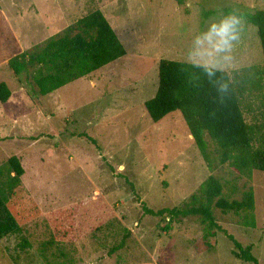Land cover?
Instances as JSON below:
<instances>
[{
	"label": "rangeland",
	"instance_id": "1",
	"mask_svg": "<svg viewBox=\"0 0 264 264\" xmlns=\"http://www.w3.org/2000/svg\"><path fill=\"white\" fill-rule=\"evenodd\" d=\"M100 10L126 54L47 96L33 94L36 68L17 77L7 63ZM264 10V0H0V167L12 156L41 215L0 240V264H248L231 241L200 216L168 222L146 212L182 207L209 176L223 196L252 189L251 212L211 207L214 222L264 264V172H235L197 150L179 111L154 123L144 103L158 88L160 60L186 62L191 35L220 13ZM229 75L248 124H264V60L257 30L244 19ZM260 74L251 85L246 68ZM235 72V73H234ZM244 82V83H242ZM81 203L82 236L51 243V213ZM29 245L22 247L23 240ZM48 243V244H47Z\"/></svg>",
	"mask_w": 264,
	"mask_h": 264
},
{
	"label": "trees",
	"instance_id": "2",
	"mask_svg": "<svg viewBox=\"0 0 264 264\" xmlns=\"http://www.w3.org/2000/svg\"><path fill=\"white\" fill-rule=\"evenodd\" d=\"M242 15L257 30L264 60V10ZM70 31L74 34L52 37L42 46H36L9 59L7 65L17 77L27 75L36 68L35 96H47L126 54L100 10L92 11L79 19ZM260 73L257 68H246L241 79L253 85ZM227 79L229 87L226 92L221 93L187 62L160 60L157 91L153 98L144 103V107L154 123L179 111L204 160L209 157L206 139L209 138L220 152L221 164L228 163L239 174H248L253 170L264 172V124L256 126L245 121L239 99L241 92L236 89L229 74ZM10 96V89L1 82L0 103H6ZM23 175L24 169L15 156L0 167V240L20 233L25 224L41 215L38 205L22 184ZM223 190V185L215 177L209 176L201 185L199 193L192 195L191 201L184 206L146 212L153 216H167L168 222L200 216L225 234L233 244L237 258L248 264H258L251 246L243 247L233 236L217 226L211 212L212 206L224 213L253 211V190L250 188L243 192L239 201L224 198ZM80 207L81 203H76L50 214L52 234L49 245L70 243L82 236V228L76 221ZM28 245V241L24 239L21 246Z\"/></svg>",
	"mask_w": 264,
	"mask_h": 264
},
{
	"label": "clouds",
	"instance_id": "3",
	"mask_svg": "<svg viewBox=\"0 0 264 264\" xmlns=\"http://www.w3.org/2000/svg\"><path fill=\"white\" fill-rule=\"evenodd\" d=\"M243 25L241 13H220L191 35L185 50L187 64L198 70L221 93L229 87L227 77L234 68L232 54L240 41Z\"/></svg>",
	"mask_w": 264,
	"mask_h": 264
}]
</instances>
